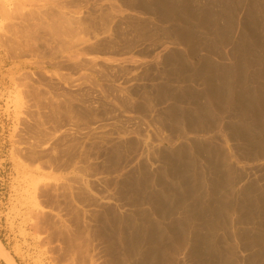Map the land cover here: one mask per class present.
Here are the masks:
<instances>
[{
    "label": "rangeland",
    "instance_id": "1",
    "mask_svg": "<svg viewBox=\"0 0 264 264\" xmlns=\"http://www.w3.org/2000/svg\"><path fill=\"white\" fill-rule=\"evenodd\" d=\"M0 245L264 264V0H0Z\"/></svg>",
    "mask_w": 264,
    "mask_h": 264
},
{
    "label": "bare ground",
    "instance_id": "2",
    "mask_svg": "<svg viewBox=\"0 0 264 264\" xmlns=\"http://www.w3.org/2000/svg\"><path fill=\"white\" fill-rule=\"evenodd\" d=\"M254 137H255V136H254ZM194 141H195V140H194ZM194 141H193V142H194ZM197 142H198V141H196V142H194V143L198 144ZM195 146H197V145H195ZM252 146H253V145H252ZM246 148H247V147H246ZM183 149H185V148H183ZM250 150H251V149H250ZM184 151H185V150H184ZM182 152H183V151H182ZM248 152H249V151H248ZM224 153H225V152H224ZM184 154H185V153H184ZM187 154H190V153H187ZM222 155H223V154H222ZM261 155H262V154H261ZM183 156H185V155H183ZM227 156H228V155H227ZM186 157H190V155H189V156H185V159H186ZM253 157H254V156H253ZM180 158H182V157L180 156ZM191 158H192V157H190V159H189V158H187V159H188V160H191ZM223 158H224V157H223ZM254 158H255V157H254ZM220 159H221V158H220ZM178 160H180V159H178ZM188 160H187V161H188ZM221 160H222V159H221ZM225 160H226V159H225ZM182 161H183V160H182ZM193 161H194V160H193ZM185 162H186V161H185ZM185 162H183V163H181V164H185ZM191 162H192V160H191L189 163H191ZM194 162H195V161H194ZM186 163H187V162H186ZM192 163H193V162H192ZM218 163H219V162H218ZM177 164H178V163H177ZM187 164H188V163H187ZM187 164H186V165H187ZM193 164H194V163H193ZM189 166H191V165H189ZM189 166H188L187 168H189ZM169 168H170V167H169ZM181 168H183V167H181ZM185 168H186V166H185ZM187 168H186V169H187ZM190 168H191V167H190ZM234 169H235V168H234ZM169 170H170V169H169ZM178 170H179V169H178ZM181 170H182V169H181ZM187 170L189 171V169H187ZM229 170H230V169H229ZM174 171H175V170H174ZM233 171H234V170H233ZM182 172H183V171H182ZM182 172L180 173V170H179V174H182ZM186 172H187V171H186ZM176 173H178V172H176ZM188 173H189V172H188ZM166 174H167V173H166ZM166 174H165V175H166ZM185 174H187V173H185ZM185 174H184V175H185ZM235 174H236V173H235ZM169 175H170V174H169ZM175 175H176V174H175ZM182 175H183V174H182ZM182 175H180V177H181ZM230 175H231V174H230ZM164 177H165V176H164ZM167 177H168V176H167ZM167 177H166V178H167ZM169 177H170V176H169ZM169 177H168V178H169ZM176 177H177V175H176ZM176 177H175V180H176V181H180V179L177 180ZM238 177H240V176H238ZM178 178H179V177H178ZM181 178H182V177H181ZM231 178H233V175H232ZM231 178H230V179H231ZM241 178H242V177H241ZM173 179H174V178H173ZM228 179H229V178H228ZM230 179H229V180H230ZM185 180H186V179L184 178V182H185ZM229 180H228V181H229ZM181 181H183V180H181ZM187 181H188V180H187ZM233 181H234V180H232V182H233ZM167 182H168V181H167ZM176 183L181 184V182H176ZM230 183H231V182H230ZM182 184H184V183H182ZM185 184H186V183H185ZM185 184H184V186H186ZM175 185H176V184H175ZM175 185H174V186H175ZM184 186H182V187H184ZM231 186H232V185H231ZM233 186H234V185H233ZM180 188H181V187H180ZM222 188H223V187H222ZM190 189H191V188H190ZM226 189H227V188H226ZM234 189H235V188H234ZM179 190H180V189H179ZM183 191H184V190H183ZM180 192H182V190H181ZM180 192H179V193H180ZM213 192H214V191H213ZM230 192H231V191H230ZM182 193H183V192H182ZM215 193H216V192H215ZM221 193H222V192H221ZM233 193H234V192H233ZM159 194H160V193H159ZM164 194H165V193H164ZM180 194H181V193H180ZM183 194H186V193H183ZM183 194H182V195H183ZM234 194H235V193H234ZM178 195H179V194H178ZM182 195H181V199L179 198L180 195H179L178 197H177V195H176V197H177L179 200H182V197H183ZM166 197H167V196H166ZM169 197H170V196H169ZM222 197H223V196H222ZM229 197H230V196H229ZM167 199H168V198H167ZM164 200H165V199H164ZM165 201H166V200H165ZM169 202H170V201H169ZM166 204H167V203H166ZM166 204H165V205H166ZM170 205H171V204H170ZM170 205H169V206H170ZM165 208H166V207H165ZM169 214H170V213H169ZM165 215H166V214H165ZM166 216H167V215H166ZM168 216H169V215H168ZM225 216H226V215H225ZM124 218H125V217H124ZM126 221H127V220H126ZM215 225H216V224H215ZM155 226H156V225H155ZM217 226H218V225H217ZM212 227H215V226H212ZM215 228H216V227H215ZM213 229H214V228H213ZM179 231H181V230H179ZM182 232H184V231H182ZM184 234H185V233H184ZM184 234H183V235H184ZM150 235H151V233H150ZM152 237H153V236H152ZM134 239H135V237H134ZM132 240H133V238H132ZM135 241H136V240H133V242H135ZM151 241H152V240H151ZM133 242H132V243H133ZM128 243H129V242H128ZM130 243H131V242H130ZM132 243H131V246H134L135 244H134V243L132 244ZM153 243H154V242H153ZM200 243H202V242H200ZM208 245H209V244H208ZM0 246H1V245H0ZM195 246H196V244H195ZM256 247H257V246H256ZM262 247H263V246H262ZM262 247H261V248H262ZM0 248H1V249H0L1 255H2L3 257H5V259H7V258H8V256H7V252L5 251V249H3L2 246H1ZM130 249H133V248L131 247ZM155 249H156V248H155ZM158 249H160V248H158ZM197 249H198V248H196V250H197ZM258 249H259V248H258ZM201 250H202V249H201ZM201 250H200V251H201ZM260 250H261V249H260ZM260 250H258V251H260ZM159 251H160V250H159ZM200 251H199V253H198L199 258H201V257L203 256V255H201V253H202L203 251H202V252H200ZM206 251H207V250H206ZM256 251H257V250H256ZM258 251H257V252H258ZM155 252H156V251H155ZM193 252H195V248H194V251H193ZM217 252H218V251H217ZM208 253H209V252H208ZM214 253H215V252H214ZM260 253H262V252H260ZM193 254H194V253H193ZM195 254H197V253L195 252ZM195 254H194V255H195ZM203 254H204V253H203ZM209 254H210V253H209ZM215 254H216V253H215ZM218 254H219V253H218ZM156 255H157V254H156ZM255 255H256V254H255ZM262 255H264V251H263V254H262ZM151 256H152V254H151ZM154 256H155V255H154ZM154 256H153V259H155ZM212 256H213V255H212ZM250 256H251V255H250ZM148 258L151 260V257H148ZM148 258H147V259H148ZM204 258H205V257H204ZM204 258H203V261H205ZM208 258H209V257H208ZM210 258H211V257H210ZM220 258H221V257H220ZM220 258L218 257V259H220ZM251 258H252V256L250 257V260H251ZM254 258H255V257H254ZM262 258H263V257H262ZM156 259H157V258H156ZM158 259H160V258H158ZM205 259H206V258H205ZM255 259H256V258H255ZM150 260H149V262H150ZM225 260H226V259H225ZM198 261H199V260H198ZM229 261H230V259H229ZM251 261H252V260H251ZM255 261H256V260H255ZM255 261H254V259H253V262H254V263H255ZM200 262H202V261H200ZM222 262H224V261H222ZM227 262H228V260H227ZM263 262H264V261H263ZM150 263H151V262H150ZM250 263H252V262H250ZM12 264H15V263H12ZM147 264H148V263H147ZM202 264H203V263H202ZM204 264H205V262H204ZM224 264H225V263H224Z\"/></svg>",
    "mask_w": 264,
    "mask_h": 264
}]
</instances>
